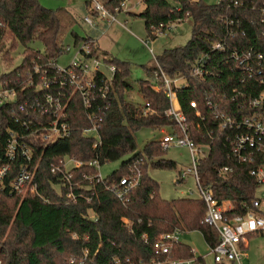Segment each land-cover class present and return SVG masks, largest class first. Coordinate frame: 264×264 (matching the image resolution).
I'll return each instance as SVG.
<instances>
[{
    "label": "trees",
    "instance_id": "1",
    "mask_svg": "<svg viewBox=\"0 0 264 264\" xmlns=\"http://www.w3.org/2000/svg\"><path fill=\"white\" fill-rule=\"evenodd\" d=\"M123 1L128 0H109L106 6L114 12V8ZM263 1L218 0L216 4L208 5L193 0H142L145 6L143 12L129 15L142 20L146 40L154 38V28L162 26L164 31L172 21L180 20L181 23L184 19L190 20V39L187 43L164 50L156 57L158 66L169 76L177 72L188 73L190 65L203 53L210 54L213 61L224 58L225 54L221 52L209 53L218 40H226L230 46L236 45L242 50L254 47L264 52V23L259 13ZM221 17L238 21L240 29L234 40L226 37L224 23L219 21ZM76 24L69 10H49L43 8L39 0H0V54L9 59L10 50L19 46L23 48L20 64L0 75V86L14 88L18 95L15 102L0 105V166L8 162L4 151L9 133H20V127L12 117L14 107L21 101L20 83L27 79L35 66L50 67L59 57L68 35L75 45L88 39L87 35L78 37L74 30ZM241 29L244 31L242 35ZM6 35L10 37L8 47L4 43ZM34 42L40 43L42 50L32 48ZM99 54L116 68L113 84L116 97L103 117L99 130L101 145L93 149L91 139L82 137L80 131L86 127L81 121L82 111L71 109L70 124L74 131L69 139H58L46 145L39 140L29 142L35 196L29 193L18 195L11 191L10 184L22 160L17 156L10 162L9 170L0 183V264H113L114 259L124 260L127 257L135 262L146 261L153 257V243L157 237L173 229L199 231L209 246L219 240L216 230L203 224L206 209L201 201L190 196L172 201L160 197L159 185L147 171L149 168L171 169L175 164L162 158L166 151L160 148L158 140L148 142L137 152L134 138L139 130L154 132L173 128L164 115L169 108L165 93L152 88V80L158 74L156 66H145L146 78L137 81L142 99L156 111L153 115L143 116L139 105L126 100V93L132 88L128 82L131 74L129 63L99 53L96 45H92L91 55ZM232 79L233 74L229 71L219 78L207 77L202 82L188 76V86L177 94L181 111L190 122V138L196 146L209 144L207 156L199 163L197 171L202 185L212 188L213 197L219 204L227 202L232 205L224 213L225 220L251 209L258 185L249 175L251 166L236 164L229 157V147L218 136L216 121H213L205 100L219 102L222 95H230L236 87L245 94L263 88L257 87L251 92L246 88L251 83L244 86ZM190 100L197 102L201 115L205 117L200 128H197L199 121L188 105ZM239 100L231 102L227 97L221 103L226 106L228 114L236 116L239 115L236 104ZM242 114H250V111H242ZM127 155L129 159L122 161L119 168L103 180L80 181L76 192L90 196L89 203L83 198L67 204L64 181L60 175L50 174L51 165L65 156L74 157L84 163L73 171L72 180L76 182L81 174L94 172L93 168L87 167L89 160L97 159L101 167ZM138 158L143 160L140 182L126 194V200L121 201L107 191L106 186L117 184L128 175L127 165ZM223 166H227L230 172L220 174ZM179 182L183 181L179 178ZM170 254L172 258L189 259L195 256L191 247L180 241L174 244ZM201 262L202 258L195 257L194 264Z\"/></svg>",
    "mask_w": 264,
    "mask_h": 264
},
{
    "label": "built area",
    "instance_id": "2",
    "mask_svg": "<svg viewBox=\"0 0 264 264\" xmlns=\"http://www.w3.org/2000/svg\"><path fill=\"white\" fill-rule=\"evenodd\" d=\"M108 2L109 0H86L88 13L82 18V23L96 37L101 36L109 25L116 23L117 13L126 14L133 10V8L126 9L127 1H123L114 8V12H111L106 6ZM262 3L259 13L264 23V1ZM100 21H103L106 26L100 27ZM179 21L168 23L164 31L161 30L162 26L154 28V38L144 43L154 58V66L158 73L152 80V88L157 92L165 93L169 108L164 115L167 122L173 124V128H162L158 131L161 135L158 142L163 151H168L172 147L188 150L191 155V169L188 172L192 174L195 181V198L201 201L206 209L202 219L203 224L214 228L219 239L216 244L209 247V253L213 255L215 263H239L246 254L243 249L246 244V235L257 231L264 232V199H254L249 211L225 220L224 213L228 211L224 206L226 202L219 204L214 199L212 188L209 185H202L197 171V166L207 156L209 144L196 146L190 138V122L181 111L177 94L188 86V76L202 82L207 77L219 78L221 74L228 71L229 74H233L232 80L239 81V84L245 86L251 83L246 87L251 92L257 87H263L252 94H245L236 87L231 90L230 95H222L221 101L228 97L231 102H235L240 98L236 103L237 113H239L236 116L228 114L225 111L226 106L221 101L206 99L205 105L209 108L213 121H216L218 136L223 138L229 147V157L236 164L251 166L249 175L256 180L258 186H264V52L254 47L242 50L236 45L230 46L226 40H218L211 46L209 53L221 52L225 54L224 58L213 61L210 54L203 53L190 65L188 73L177 72L168 76L158 66L152 45L159 35L174 29L176 24L180 23ZM219 21L224 23L226 37L234 40L237 30L240 29L238 21L227 17H221ZM240 34H244L242 29ZM87 37V40L80 41L73 47L64 46L59 52L61 56L68 54L72 49L75 50L67 66L58 67L57 60L47 68L35 66V69L27 75V79L20 83L21 101L14 107L15 112L12 116L14 123L20 127V133H9L4 151L8 162L0 166L1 183L6 171L9 170L10 162L17 156L22 160L16 177L10 184L11 191L18 195L29 193L35 196L37 194L36 184L33 182V159L29 142L39 140L46 145L58 139H69L74 131L70 124L71 109L82 111L81 121L86 125L80 131L82 137L91 139L93 149L101 145L99 130L103 117L110 110L113 98L116 97L113 90L116 68L109 64L105 57L91 55V47L96 45L97 41L91 35ZM3 87L0 86V105L4 102H15L18 95L14 88ZM28 89L32 92H26ZM9 97L12 100H8ZM188 105L199 121L197 128H200L205 117L201 115L199 105L195 100H190ZM139 106L143 116L156 113L146 100H143ZM246 110L250 111V114H242V111ZM200 147H207V152L202 159H196L195 154L199 153ZM142 164L141 158L133 160L127 165L128 175L123 176L117 184L107 185L106 190L113 193L117 199L126 200V194L140 182ZM83 165L82 161L65 156L58 163L50 166V174L60 175L65 183L67 204L83 198L87 203L90 202V196L85 197L81 192H76L80 181L103 180L99 172L98 160L92 159L88 161L87 167L93 168L94 172L81 174L79 181H73V171ZM229 170L227 166H223L219 173L226 174L230 172ZM179 178L183 181L184 175L180 174ZM179 178L176 179L175 184H181ZM194 193L189 189L187 196H193ZM179 233V229H173L172 232L160 234L153 243V257L149 260L135 262L128 257L124 260L116 258L113 264H194L195 256L189 259L171 257L170 250L176 242L180 241Z\"/></svg>",
    "mask_w": 264,
    "mask_h": 264
},
{
    "label": "rangeland",
    "instance_id": "3",
    "mask_svg": "<svg viewBox=\"0 0 264 264\" xmlns=\"http://www.w3.org/2000/svg\"><path fill=\"white\" fill-rule=\"evenodd\" d=\"M208 5L216 4L218 0H197ZM40 5L46 9H58V8H72L73 17L77 21V26L74 28L79 38H84L87 34L95 38L96 41L100 39L99 36L91 34L86 25H83L82 18L84 17V8L82 9L83 0H39ZM126 9L133 8L130 14H138L143 12L145 6L142 0H128L125 5ZM125 14V13H124ZM121 13H117L115 21L117 28L114 32L102 37L99 40L97 50L99 53L102 50L106 51L111 57L117 60L125 61L130 65V77L128 82L132 88L126 93V100L133 105H141L143 103L142 96L137 88V81L146 78L144 73V67H152L155 65V61L149 50L144 45L146 40V33L144 23L136 16H127ZM191 22L189 19H184L172 30H168L157 37V40L152 45L153 55L157 57L164 50L169 48H176L184 46L190 39ZM10 37L8 35L4 38V43L8 47L10 44ZM64 46L73 47V38L68 35L64 39ZM32 48L42 50L40 43L34 42L31 45ZM8 49V48H7ZM10 49H8L9 52ZM23 48L19 46L18 49L10 50L9 59H5L0 54V75L4 72L10 71L16 68L21 62ZM75 50L72 49L68 54H63L57 57V66L65 67L72 60ZM99 56H102L99 54ZM8 100H12L11 97ZM158 131L139 130L134 140L136 141L137 152L141 150L148 142L158 140L160 137ZM207 152V147H200L199 153L195 154L196 159H202ZM163 159L174 162V167L171 169L166 168H149L147 173L150 177L156 181L159 185V195L163 200L172 201L173 199L189 198L187 192L192 190L195 192L193 196H196L195 181L191 173L188 171L191 169V155L185 148L172 147L162 155ZM129 159V155L123 156L121 160L116 162H106L99 169L102 177L110 175L113 171L117 170L122 161ZM179 174L184 175L183 182L181 184H175ZM23 193L22 195H24ZM254 197L264 199V186L260 185L255 189ZM228 205V204H227ZM247 237V236H246ZM179 240L185 243L195 250L198 256H203L205 264H214L213 255L209 253V247L206 245L203 237L199 231L181 232L179 233ZM249 246L244 249L246 254L241 258L239 263L234 264H264V233L258 234L257 238H250ZM247 241V239H246ZM245 241V242H246Z\"/></svg>",
    "mask_w": 264,
    "mask_h": 264
},
{
    "label": "crops",
    "instance_id": "4",
    "mask_svg": "<svg viewBox=\"0 0 264 264\" xmlns=\"http://www.w3.org/2000/svg\"><path fill=\"white\" fill-rule=\"evenodd\" d=\"M193 1H197V0H193ZM82 9L84 8V13L86 14V13H88V8H86V0H83V3H82V7H81ZM66 9V8H65ZM66 10H69L70 11V13L71 14H73V12H72V8H70V7H67V9ZM121 14H124V13H121ZM74 15V14H73ZM124 15H127V16H129V13H126V14H124ZM99 24H100V27L102 26V27H105L106 25H105V23L103 22V21H100L99 22ZM116 28H117V24H115V23H113V24H111V25H109L106 29H105V32L101 35V36H99L100 37V39L102 38V37H104V36H106V35H108V34H110L111 32H114L115 30H116ZM87 35H89V34H87ZM95 36V35H94ZM99 39V40H100ZM99 40L97 41V46L99 45L98 43H99ZM96 46V47H97ZM102 53H106V55L107 56H110L106 51H104V50H102ZM111 57V56H110ZM149 67V66H148ZM225 205V208L226 209H228V210H230L231 208H232V205L231 204H229V203H224ZM228 204V205H227ZM194 231H196V230H194ZM181 232H187V231H181ZM261 233H264V232H261V231H257V232H255V233H251V234H247L246 236V239H247V241H246V244L243 246L244 247V249H247L248 248V246H249V240L248 239H250V238H257V236H258V234H261ZM204 239V238H203ZM205 241V240H204ZM206 243V242H205ZM185 244V243H184ZM187 245V244H186ZM206 245H208V243H206ZM187 246H189V245H187ZM189 247H191V246H189ZM208 247H210L209 245H208ZM191 249H192V251H193V254H195V257L196 258H202V262H201V264H205V262H204V258L205 257H203V256H198V254H196L195 253V250H193V248L191 247ZM214 264H232V263H227V262H224V263H214Z\"/></svg>",
    "mask_w": 264,
    "mask_h": 264
}]
</instances>
